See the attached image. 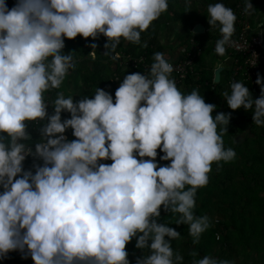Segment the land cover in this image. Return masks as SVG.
<instances>
[{
	"label": "clouds",
	"instance_id": "clouds-1",
	"mask_svg": "<svg viewBox=\"0 0 264 264\" xmlns=\"http://www.w3.org/2000/svg\"><path fill=\"white\" fill-rule=\"evenodd\" d=\"M184 6L190 9L191 0ZM168 8L169 0H15L10 8L0 0V260L19 252L34 264H130L126 246L135 238L143 253L135 264H184L172 246L182 236L158 222L161 210L188 226L194 244L211 227L209 216L195 213L196 196L214 163L220 168L236 159L223 139L231 114L213 117L216 106L199 89L182 92L164 53L153 54L146 73L124 75L115 99L98 86L90 96L55 91L76 68L65 40L91 38L87 56L94 57L103 36L104 56L115 61L121 42L140 44ZM255 11L243 0L244 15ZM206 13L210 30L220 33L214 54L224 58L237 16L222 0ZM251 56L256 65L257 54ZM262 80L257 73L256 99L241 81L222 93L231 110L251 112L260 128ZM62 113L70 118L62 120ZM29 124L37 128L32 135ZM69 129L75 139H68ZM158 150L169 163H158ZM31 156L42 164L25 170ZM193 264L236 261L205 255Z\"/></svg>",
	"mask_w": 264,
	"mask_h": 264
},
{
	"label": "trees",
	"instance_id": "trees-1",
	"mask_svg": "<svg viewBox=\"0 0 264 264\" xmlns=\"http://www.w3.org/2000/svg\"><path fill=\"white\" fill-rule=\"evenodd\" d=\"M174 1L169 0L168 11L163 13L158 19L162 24L164 21L161 18L164 17H167L172 22H176L181 16L185 17V14L177 11L178 7L173 9L174 5L181 3ZM14 3L15 0H7L9 8ZM201 3H203L202 5L205 4L203 1ZM242 3V0H236L231 8L234 9L238 4L242 7ZM169 11L173 13L172 16H166ZM205 19L206 17L204 16L200 20L206 26ZM157 27V25L150 27L146 32L141 34V39L144 40L142 36L145 37L142 47H140L141 42L140 44H136V46H132L129 43L125 46V42L122 41L116 51L118 53L129 54L132 57L144 55L147 57V61L152 63L154 50L160 52L158 50L159 48H156V45H153L155 43L151 40L153 38L155 39ZM181 28L184 31H182V34L179 32L174 34L176 37L183 38L185 34L190 35L187 31L188 27L184 22H182ZM169 33H171V29ZM206 36L216 37L211 31L206 33ZM92 42L91 38L85 41L80 36H77L74 40H65L64 52H75L73 53L75 61L78 55L82 57V60L76 62L75 70L70 71L71 75L69 77L74 81V89H76V85L78 86V78L81 75V83L77 87L79 89L78 95L90 96L98 86L110 92L115 99L114 94L115 90L119 87V82L116 83L114 81V75H118L122 80L124 75L138 71L132 72L128 69L123 72L117 67L114 68L113 64L115 61L108 56H104L106 51L104 48L106 38L103 36H100L95 41L97 44L96 60L92 63L90 62L91 68L86 67L88 61L84 59V56L92 50L89 47ZM196 42L202 49V41L196 40ZM101 51L104 53H101ZM201 57L200 55L197 58L195 74H189L183 84L177 87L185 93L190 92L194 88L199 89L205 102L216 106V110L212 113L213 117L217 113L231 114L228 134H224L223 139L226 149L231 147L235 150L237 154L236 159L230 163L223 164L220 168H217V165L214 163L212 165V171L209 174L208 185L197 192L195 213L198 216L207 215L211 220V227L202 234L198 243L194 244L192 238L188 235V226L176 225L175 218L169 213L161 210V220L158 222L169 223L172 228L181 234L182 238L178 241H172V246L176 251L179 245L178 249L180 252L187 254L184 258L185 261L191 260V253L193 251H196L197 254L219 255L216 251L218 249L224 250L223 255L228 253L230 257L240 259L239 264H250L249 261L253 260L251 258L252 253L257 255L254 258L259 261V264H264V128L257 127L253 124L251 112H247L243 108L233 111L227 106L223 100L222 93L225 90L230 91V85L228 84L230 70L224 69L221 73L220 81L214 83L212 71L200 70L199 65L202 63L200 60ZM101 61H104L105 65L100 63ZM105 68L107 72L108 68L112 69V73L109 74L108 72L107 74ZM263 70L264 66L260 71L261 77H264ZM66 81L67 78L64 84ZM64 84L59 90L55 91L65 89L66 85ZM245 86L248 87L253 99L258 98L254 88L249 85ZM55 91L51 93L52 98H54ZM79 99H81V96H78L76 101ZM68 139H75L72 133H69ZM159 155H163V153H160L158 150L157 161L161 166L169 163L160 161ZM34 163L42 164V161L36 157H28L24 162L25 170L32 168ZM103 163L110 164L111 161H104ZM213 216L228 218L227 221L220 219L215 222L212 219ZM216 235H218V239H216ZM166 239L168 238L166 237ZM135 243L136 239L134 238L126 246V250L129 252L128 259L130 262L132 260V253H135V256L139 255L138 251L142 253V250L135 248ZM0 264H34V262L30 256L24 259L19 252H11L6 259L0 260Z\"/></svg>",
	"mask_w": 264,
	"mask_h": 264
},
{
	"label": "built area",
	"instance_id": "built-area-1",
	"mask_svg": "<svg viewBox=\"0 0 264 264\" xmlns=\"http://www.w3.org/2000/svg\"><path fill=\"white\" fill-rule=\"evenodd\" d=\"M237 16L235 23V33L233 35L234 45L232 47H226V56L221 61L220 67L230 70V78L228 84L234 81H241L245 85H249L256 90V96L259 97L260 86L255 83L257 79V73L260 74L261 68L264 66V32L259 27V30L253 31L250 26L249 19L242 13V7L240 4L236 5L233 9ZM211 31L218 39L220 33L216 29ZM202 50L199 44L190 38L186 44H183L179 48V57L176 60H169L174 67V71L171 74L175 79L177 86H181L189 74H195V65L197 58L200 56ZM257 54V64L254 65L251 55ZM229 64L227 67L226 65ZM114 65L125 72L130 70L132 72H147L151 63L147 61V57L140 55L139 57H132L129 54L119 53V58L115 60ZM225 65V66H224ZM115 67V68H116ZM114 81L119 82L118 75H114ZM46 99L52 98L51 93H46ZM48 113L51 115L53 109L51 106L48 108ZM37 128L29 124L28 133L33 134ZM35 152V147H32ZM2 191V189H0ZM218 239V235H216Z\"/></svg>",
	"mask_w": 264,
	"mask_h": 264
},
{
	"label": "crops",
	"instance_id": "crops-1",
	"mask_svg": "<svg viewBox=\"0 0 264 264\" xmlns=\"http://www.w3.org/2000/svg\"><path fill=\"white\" fill-rule=\"evenodd\" d=\"M176 1H179L181 3H179L178 5H174L173 9L178 7L177 11L179 13L185 14V17L181 16V18L176 20V22H172V21L168 20L167 17L161 18V19H163L162 21H164L163 24H162V22H160L158 20L155 23L153 22V25L151 27L156 26V25L158 26L157 30H156V33H155V39L154 38L151 39L155 43L153 45L154 46L156 45L155 47L156 48L158 47L159 48L158 50L160 52L164 53L168 60H176L179 57V48L183 44H186L190 38L193 37L195 39V41L196 40L197 41L201 40L202 41L201 56L204 57V60H203V57L200 58L202 63H200L199 68H200L201 71L202 70H210V71H212L213 72V82H214L215 71L218 70V69H221V71H220V77H221V73H222V71L225 68L224 69H223V67L219 68V65L218 66H214V65L212 66V65L208 64L206 62V60H205V57H206L205 52L207 53L208 56L214 57L217 61L221 60L223 58V56H218V55L214 54V47H215L216 40L218 38L217 37L206 36V33L209 32L208 31L209 30V25L207 24V20L206 19L204 21L206 23V26L203 25V23L201 22L200 19H202V17L204 18V16L207 15L206 8H207L208 4L219 2V0H201V1H203L205 3L204 5H202L203 3H201V1L199 2V0H191L192 7L190 9H186L185 8L184 0H175L174 2H176ZM194 1H196V3H194ZM222 2L226 6L232 7V4L235 3L236 0H222ZM250 2L252 3L254 9H256V11L252 15L248 16L251 29L253 31H257V30H259V27H260L262 29V31L264 32V0H250ZM172 15H173V13L171 11H169L168 15H166V16H172ZM186 17H187V19H186ZM182 22H184L187 25V27H188L187 31L190 34L189 36L185 34L184 40H182L181 38H178V37H176L174 35V34H176L178 32L182 34V31H184V29L181 28ZM198 24L203 26V28H204L203 32L201 34H194L193 33V28L196 25H198ZM170 29H171V33H169ZM216 30L218 31V29H216ZM170 34L172 35L171 37H169ZM194 36H196V37H194ZM161 37L165 38V40L162 43L160 42L161 41ZM142 38H144V40L141 39L140 47L143 46V42L145 41V37L142 36ZM127 44L128 43L125 42V46ZM131 45L132 46H136V44L135 45L131 44ZM89 52H91V51H89ZM155 52H156V50H154L153 54ZM67 53L68 52L65 51V54H67ZM101 53H104V52L101 51ZM88 54H86L84 56L85 57L84 59H86L88 61L86 67L91 68L90 62L92 63L93 61H95L97 57H96V54H95L94 57L93 56H87ZM79 58H82V57L78 55L76 62L79 61ZM100 63L105 65L104 61H101ZM226 66L228 67L229 64H227ZM105 72L107 74L109 72V74H110V73H112V69L108 68V72H107V70L105 68ZM70 75L71 74H69V76ZM68 77H67L66 83L64 84V85H66V87H65V89H62L61 91H63L66 96L68 94H70V93L71 94H78L79 89L77 87L80 86L81 75L78 78V82H77L78 86L76 85V89H74V83H73L74 81L70 77L69 78ZM219 81H220V79H219ZM262 81L264 82V80H262ZM77 97L78 96H74V101H76ZM65 118H70V114L62 113V120L65 119ZM69 133H72L71 129L67 130L65 134L69 137ZM39 136H40V133H39ZM181 255L184 258L187 256V254H185V253H181ZM205 255H209V254L199 253L197 258L194 257V256H191V260H187V261L184 260V264H193V261L195 259L202 258ZM222 255H223L222 253H219V255H211V256L217 257L219 259L235 260L236 264H239V262H240V259L232 258V257L229 256L228 253H225L223 256ZM256 256L257 255L255 253L251 254V258H253V260L249 261L250 264L251 263L259 264V261L256 258H254Z\"/></svg>",
	"mask_w": 264,
	"mask_h": 264
},
{
	"label": "rangeland",
	"instance_id": "rangeland-1",
	"mask_svg": "<svg viewBox=\"0 0 264 264\" xmlns=\"http://www.w3.org/2000/svg\"><path fill=\"white\" fill-rule=\"evenodd\" d=\"M172 35L170 34V36L169 37H171ZM184 38V37H183ZM183 38H181V39H183ZM165 40V38L164 37H161V43L163 42ZM205 54H206V57H205V60H206V62L208 63V64H210V65H214V66H218L220 63H219V61H217L214 57H210V56H208L207 55V53L205 52ZM203 57V56H202ZM79 60H82V58L80 59L79 58ZM203 60H204V57H203ZM240 140V139H239ZM37 142V137H36V135L33 137V139L31 140V141H29V143H30V145L32 146V145H34L35 143ZM225 218V219H224ZM227 218L228 217H217V216H213L212 217V219L216 222V221H219L220 219L221 220H224V221H227ZM178 245V244H177ZM178 247H179V245L177 246V249H176V251L177 252H179L180 254H181V252H180V250L178 249ZM216 251H217V253H224V250H218V249H216ZM138 253H139V255L138 256H135V253H132V260H131V262H130V264H135V258H137V257H139V256H141L143 253H141L140 251H138Z\"/></svg>",
	"mask_w": 264,
	"mask_h": 264
},
{
	"label": "water",
	"instance_id": "water-1",
	"mask_svg": "<svg viewBox=\"0 0 264 264\" xmlns=\"http://www.w3.org/2000/svg\"><path fill=\"white\" fill-rule=\"evenodd\" d=\"M203 26L202 25H196L194 28H193V33L194 34H201L203 32ZM220 71L221 69H218L215 71V74H214V83H218L219 79H220ZM29 138H30V135H29Z\"/></svg>",
	"mask_w": 264,
	"mask_h": 264
}]
</instances>
